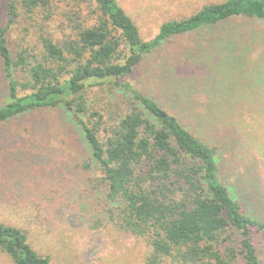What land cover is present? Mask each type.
I'll list each match as a JSON object with an SVG mask.
<instances>
[{"label":"trees","instance_id":"1","mask_svg":"<svg viewBox=\"0 0 264 264\" xmlns=\"http://www.w3.org/2000/svg\"><path fill=\"white\" fill-rule=\"evenodd\" d=\"M61 1H10L7 23L0 25L8 94L0 104V122L44 108L72 114L100 169L109 220L146 242V264H264L251 240L252 230L264 231V220L245 212L221 181L218 146L121 80L164 40L232 18H264V0L205 4L161 23L148 40L141 39L117 0H93L86 16L78 13L85 0L57 11ZM19 14L25 18L24 34L11 52L6 31ZM104 83L115 94L121 91V100L88 110L86 87ZM208 129L212 134L211 125ZM0 250L13 264H51L22 228L1 220Z\"/></svg>","mask_w":264,"mask_h":264},{"label":"rangeland","instance_id":"2","mask_svg":"<svg viewBox=\"0 0 264 264\" xmlns=\"http://www.w3.org/2000/svg\"><path fill=\"white\" fill-rule=\"evenodd\" d=\"M10 1L0 0L1 26L7 23ZM117 1L141 39L148 40L161 23L221 0ZM67 2L73 5V0H62L57 11L69 7ZM94 4L85 0L79 15L86 16ZM25 24L21 14L10 23L11 52L21 42ZM121 80L216 144L221 181L245 212L264 220V18H232L164 40ZM6 83L0 60V104L8 100ZM121 96L105 83L91 85L86 107L99 111ZM99 136L105 137L102 130ZM100 176L80 125L60 107L0 122V220L22 228L51 264H146V242L109 220ZM251 240L264 262V231L252 230ZM0 264H13L1 250Z\"/></svg>","mask_w":264,"mask_h":264}]
</instances>
